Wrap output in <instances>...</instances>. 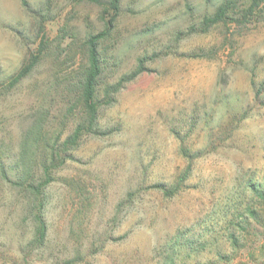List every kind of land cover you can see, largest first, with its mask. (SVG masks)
I'll return each instance as SVG.
<instances>
[{
	"label": "rangeland",
	"instance_id": "1",
	"mask_svg": "<svg viewBox=\"0 0 264 264\" xmlns=\"http://www.w3.org/2000/svg\"><path fill=\"white\" fill-rule=\"evenodd\" d=\"M16 160L49 169L47 236L30 242L0 172V264H264V0H0V166Z\"/></svg>",
	"mask_w": 264,
	"mask_h": 264
},
{
	"label": "trees",
	"instance_id": "2",
	"mask_svg": "<svg viewBox=\"0 0 264 264\" xmlns=\"http://www.w3.org/2000/svg\"><path fill=\"white\" fill-rule=\"evenodd\" d=\"M110 3L117 8L119 0H110ZM227 3L229 2H220L217 4L214 12L206 15L205 21L215 23L224 19ZM102 35L103 32H99L91 34L86 39L87 63L83 70L79 87V98L81 106L83 107V113L85 114V118H87V123H90V125L95 123L97 115L98 102L95 98L96 86L103 69L99 57L98 40ZM78 132L76 131L75 134L77 135ZM32 158L36 159L33 154ZM19 161L16 160V164L9 170H5L4 167L0 166V172L2 177L14 183L15 186H12V190L21 196L22 199L20 201L23 204V209L31 217L33 238L30 239V242L37 243V246H43L47 236V224L45 220L46 197L44 188L50 178L49 169L45 167L43 161L41 162L42 169L37 165L35 167L34 165L30 166L28 161L23 162V164H19Z\"/></svg>",
	"mask_w": 264,
	"mask_h": 264
}]
</instances>
